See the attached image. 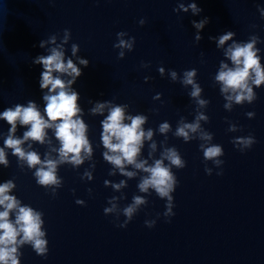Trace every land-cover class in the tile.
<instances>
[{
    "label": "water",
    "instance_id": "water-1",
    "mask_svg": "<svg viewBox=\"0 0 264 264\" xmlns=\"http://www.w3.org/2000/svg\"><path fill=\"white\" fill-rule=\"evenodd\" d=\"M181 2L187 6L193 0H0V112L16 104L26 107L27 101L33 100L43 114L46 102L38 84L42 68L33 65L32 59L48 55L55 46H38L49 35L55 34L59 42L63 30L70 29L65 59L76 62L75 57H70L71 44L76 43L80 49L77 56L89 61L71 87L80 94L78 105L83 110L81 118L89 126L86 134L94 148L95 169L90 167L93 161L88 160L76 169L70 164L58 165L62 187L53 197L50 187L36 184L24 161L18 162L11 149H4L9 167L0 165V183L13 180L16 186L9 195H15L20 206L28 205L42 213L41 228L48 241L46 256L37 255L30 244L21 245L20 264H264V86H253L257 99L251 103L232 102L230 109L224 108L227 94L220 92L221 83L215 76L221 61L233 67L225 56L233 41L217 47L218 41L209 40V36L229 30L236 33L233 40L237 43L257 35L261 41L256 47L261 50L264 66V19L257 11V5L264 7V0H194L203 9L195 16L190 11L173 12ZM204 17L209 22L197 43L191 21ZM141 19L145 21L143 25L139 24ZM120 31L127 33L123 39L135 38L131 52L123 49V59H117L121 49L113 48ZM142 62L149 67H141ZM160 66L165 68L164 77L157 71ZM192 68L197 69L194 79L203 89L199 99L209 101L203 107L188 95L192 86L181 84L183 71ZM169 69L177 72L175 81ZM54 75L71 79L64 74ZM146 76L150 77L147 82ZM156 93H161V98L154 100ZM90 99L111 100L112 106L127 105L126 116L148 117L142 128L145 132L151 128L153 137L144 141L138 161L147 160L150 165L166 147H176L186 161L185 168L172 169L179 183L172 194L175 215L170 222L162 215L165 201L151 188L148 193L139 191L141 177L147 173L126 165V170L136 173L128 178L103 161V117L90 112ZM107 112L108 107L104 115ZM248 112L255 116H247ZM197 113L209 117L200 125L213 134V139L205 142L195 133L190 134L195 138L185 143L174 135L175 130L181 117L191 123ZM165 121L170 130L160 133L158 127ZM230 125L236 130L230 131ZM9 127L0 121V148L4 147ZM26 130L17 122L14 137L22 138ZM46 132L44 144L28 140L21 147L36 151L42 160L46 153L56 159L53 149L59 147V142L53 129ZM249 134L256 143L242 153L231 141ZM153 141L156 150L149 157ZM200 144L223 147L224 155L218 158L224 161L221 168L203 160ZM205 167L212 169L211 175L205 173ZM86 170L93 173L91 181L81 179ZM221 170L223 174L218 176ZM105 180L109 181L107 185ZM121 180L125 185L114 189L112 184ZM137 195L144 196L147 203L140 206L126 227H118L125 219L121 210ZM112 197H116L113 202L117 213L106 216L103 209L111 207L108 201ZM76 199L84 200L85 205H77ZM15 216L13 210L9 219L14 222ZM152 219L156 220L155 226L146 227L144 221Z\"/></svg>",
    "mask_w": 264,
    "mask_h": 264
},
{
    "label": "clouds",
    "instance_id": "clouds-1",
    "mask_svg": "<svg viewBox=\"0 0 264 264\" xmlns=\"http://www.w3.org/2000/svg\"><path fill=\"white\" fill-rule=\"evenodd\" d=\"M191 12L192 15L200 14L203 9L198 7L194 2L178 3L173 12ZM257 11L260 17L264 19V7L257 5ZM208 17H204L199 21H191L192 26L196 29L194 41L199 42L202 39L200 32L208 24ZM145 21L141 19L140 25ZM257 26V25H255ZM236 35L235 32L229 30L218 36H209V40L218 41L217 47L225 44L226 41L232 40V44L228 46L225 51V56L231 61L233 67L221 61L220 70L215 76V80L221 83L220 92L227 94L224 99L227 101L223 105L224 108L230 109L232 102L242 104L243 102L251 103L257 99V93L253 91V86L260 88L264 86V66L261 63L260 49L256 44L261 41L257 35L251 36L247 42L237 43L233 40ZM126 32L120 31L116 33L118 43L113 44L114 49H121L117 53V59H123L127 49L131 52L134 48L135 38L128 37ZM71 39L70 29L63 30L62 39L57 42V36L51 34L46 40L39 41V47L43 48L46 43L55 45L49 49L48 55H38L32 59L33 65H40L42 71L39 76V89L42 90V100L45 101L43 114L37 107L35 101H27V106L16 104L14 107H8L0 112V121L6 122L10 127L8 128V135L4 139V147L0 148V165L5 168L9 167V161L6 159L5 148L11 149L12 155L16 156L19 161H24L29 169L32 170L33 178L38 186L52 190L53 197L56 196V189L62 187V178L58 177V165L70 164L73 169L82 165L86 160L93 161L94 148L88 137V125L81 118L83 115L82 108L78 105L80 94L71 86L77 79L83 75V68L88 67L89 61L85 58L77 56L79 52V45L71 44V56L75 57L76 62L72 58L65 59V45ZM77 64L83 67H78ZM141 67H149L146 63H141ZM157 71L161 77H164L165 68L160 66ZM169 74L172 80L175 81L177 72L169 69ZM54 73L64 74L71 79L64 80L60 75ZM197 76V69L192 68L183 71L182 85H191V91L188 95L195 99V103L201 107L209 104L208 100L199 99L203 91L200 84L194 79ZM150 77H144L147 82ZM43 90H47L44 92ZM161 93H156L152 99H160ZM93 106L90 108L92 114H101L103 117L100 120L102 131L100 132L101 145L103 147L102 157L103 161L109 165L114 166L119 170L120 174L132 178L136 175L135 172L126 170V165H131L135 169L147 173L146 176L141 177L138 184L141 193H148L151 188L155 195L165 201V210L162 213L166 222H170V218L175 215L174 197L173 193L178 186L179 181L173 168L183 169L186 167V161L182 158L180 152L176 147H166L160 154V158L155 159L152 164H148L147 160H137L141 149L144 147L145 140H152L153 130L149 128L147 132L142 128L148 119L144 114L125 115V108L127 105L117 104L112 106L111 100L93 101L89 100ZM108 107V112L104 115V109ZM249 117H254V112L246 113ZM129 122H125V121ZM208 121L209 117L203 113H197L191 123L184 122L181 117V122L176 128L174 135L182 137L183 142L187 143L195 137L190 134L199 133V139L205 142L213 139V134L201 129L200 121ZM17 122L20 126H26L27 130L23 132L22 138L14 137L17 129ZM46 129H53L55 139L59 142V147L53 149L57 152V158L53 159L46 153L44 159H41L40 154L36 151H25L21 147L25 141L32 140L44 144L47 136ZM160 133H166L170 130L169 122L165 121L158 127ZM230 131L236 130L234 125H230ZM231 143L240 152H245L251 149L256 143L255 137L251 134L234 138ZM31 148V145H29ZM149 148L148 155L156 150V142L153 141ZM199 149L203 153L204 161H212V163L220 167L224 161L218 159L224 155L223 147L219 144H211L205 146L200 144ZM167 162V163H166ZM90 167L95 169V162L90 164ZM221 168V167H220ZM204 171L207 175L212 174V169L205 167ZM114 174V173H109ZM218 176L222 175V170L216 173ZM87 177L89 181L93 179V173L85 171L81 179ZM109 181L105 180L104 185ZM125 185V181L121 180L119 184H112V187L119 190ZM13 180L8 179L0 183V264H20V256L22 253L18 252V248L27 243L37 255L46 256L48 252V241L44 238L45 231H42L41 215L42 213L35 211L31 206H20V201L15 195H9L11 189L15 187ZM74 191V190H73ZM87 191L91 192V189ZM116 197H112L108 203L111 207L103 209L104 215L117 213V204L113 201ZM75 203L80 206L85 205L82 199H76ZM147 200L144 196H134L132 202L125 206L120 214L125 218L123 222L118 223L117 226L124 228L138 213L141 205H145ZM16 210L15 221L9 219L11 211ZM161 214H157L159 218ZM120 216L116 215L115 219L119 221ZM144 224L148 228H152L156 224V220H145Z\"/></svg>",
    "mask_w": 264,
    "mask_h": 264
}]
</instances>
